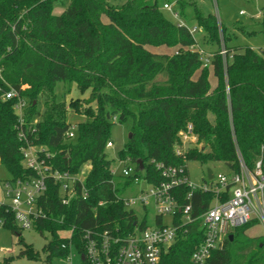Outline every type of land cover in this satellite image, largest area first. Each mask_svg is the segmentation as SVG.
<instances>
[{"label":"trees","instance_id":"trees-1","mask_svg":"<svg viewBox=\"0 0 264 264\" xmlns=\"http://www.w3.org/2000/svg\"><path fill=\"white\" fill-rule=\"evenodd\" d=\"M113 1L69 0L56 14L62 0H0L1 162L13 179L31 173L23 165L22 131L32 144L47 147L55 168L80 175L85 165L90 166L68 204L62 201L59 184L48 181L40 199L43 215L32 227L50 234L44 247L47 261L53 256L65 259L71 245L85 253L88 230L122 235L136 225L146 226L145 219L139 221L135 211L118 199L133 180L111 171L113 159L106 150L116 122L131 133L119 159L135 165L137 175L149 182L161 179L153 160L184 163L176 146L189 124L201 146L189 148L187 160L222 161L239 171V155L253 167L264 154V53L230 45L228 26L220 27L216 15L202 13L192 0ZM174 1L187 26L166 14L164 3ZM195 25L203 33V43L217 45L207 51L211 58L206 65L199 51L192 50L198 40L189 27ZM74 85L82 93L89 91V96L67 99ZM12 89L28 101L23 123L15 109L17 99L5 97ZM69 111L85 117L71 139L66 136L71 128ZM208 175L214 176L211 168ZM190 191L187 185L179 188L181 203ZM214 196L212 191L193 190V214H202ZM0 220L19 236L20 255L38 259L39 253L23 239L10 204L0 203ZM255 224L235 228L233 239L227 236L224 246L214 250L213 263L264 264V238L246 234ZM187 230L162 254L159 264H190L203 240L202 219L189 223ZM11 261L6 257L0 264Z\"/></svg>","mask_w":264,"mask_h":264},{"label":"built area","instance_id":"built-area-1","mask_svg":"<svg viewBox=\"0 0 264 264\" xmlns=\"http://www.w3.org/2000/svg\"><path fill=\"white\" fill-rule=\"evenodd\" d=\"M213 1L217 7V0ZM175 2H165L163 8L174 16L179 26H187V22L174 8ZM240 13L246 12L242 10ZM216 17L221 27L218 10ZM189 30L195 35L198 27L190 26ZM192 50L199 51L205 65L210 62L211 54L199 47L198 43ZM256 50L264 53V46ZM221 53L226 60L227 50L224 48ZM5 97L17 99L15 109L20 122L23 123L28 101L13 89L7 91ZM75 128L76 124L71 125L66 133L68 139L74 137ZM19 137L25 142L21 147L23 165L31 173L23 178L6 179L3 184L17 223L22 228H32L34 222L43 215L40 199L47 192L50 179L59 184L62 201L68 204L78 194L76 183L80 181L83 185L84 178L55 168L52 164V154L47 147L32 144L22 131ZM181 138L184 145L181 149H176V153L184 156V163L173 165L152 161L160 174L161 179L158 182H149L137 175L135 165L125 163L119 176L131 178L133 182L124 185V191L130 190L133 185H140V189L129 194H119L118 199L123 201L127 209L135 211L139 221L145 219L146 226L136 225L132 231L122 235L107 229L86 231L85 253L79 252L81 257L84 256L83 260L87 259L89 264H159L162 254L171 247L178 235L188 231L187 225L201 218L204 236L192 252L190 264H214V250L224 246L225 238L235 228L251 221L264 225V154H261L253 167H249L239 155V171L230 168L228 172L219 171L214 173L211 179L196 184L190 178L188 160L185 158L189 148L185 142L191 138L198 140L191 124L181 132ZM113 145V141L107 143V147ZM263 150L264 146L262 152ZM111 171L114 176H118L114 168ZM182 185L191 189L184 203H181L179 194ZM196 189L212 191L215 194L208 208L200 215L193 214V204L190 202L192 191ZM151 207L154 213L150 210ZM152 214L155 225H148L147 219ZM166 217H170L169 223L165 222ZM71 247L73 249L74 246ZM71 252L66 260L72 259Z\"/></svg>","mask_w":264,"mask_h":264},{"label":"rangeland","instance_id":"rangeland-1","mask_svg":"<svg viewBox=\"0 0 264 264\" xmlns=\"http://www.w3.org/2000/svg\"><path fill=\"white\" fill-rule=\"evenodd\" d=\"M62 1L64 2V4L58 2L54 9V12L56 14H60L69 3V0ZM125 1L126 0H116L113 1V3L122 4ZM192 1L200 9V11L206 15H216L218 10L221 22L228 26L230 45H239L241 48L250 47L253 49H259V47L264 46V0H217V7H215L213 0ZM242 10H244L246 13L241 14L240 11ZM188 11H191V8H188ZM166 14L176 21L174 16H172L170 13L166 12ZM257 14H259L260 16L257 17ZM104 19L107 20L106 17ZM202 35V31L196 33L199 47H201L206 52L211 49L217 48V45L210 47L208 44L203 43ZM221 47L223 49L225 48L223 39L221 42ZM150 49L159 52H172L171 49H168L166 47H152ZM212 83H214V85L216 83L214 78H212ZM87 96H89V91L82 93L79 88L74 85L71 93L68 94L67 99ZM84 120L85 117L82 115L76 114L72 111H69L67 113V122L71 125L77 124ZM181 132L180 142H178L176 149L184 145L181 138ZM128 134V129L125 124L116 122L112 127L111 139L114 145L112 147H107L106 152L108 157L110 159H113V168L117 175L121 174L125 166V162L119 159L118 152L124 146ZM185 144L188 145L189 148L201 146L199 140L194 138L188 139ZM178 156L183 157V160H185L183 155ZM209 168H211L214 173H217L219 171H229V166L222 161L203 164L197 160H188L190 178L192 182L196 184H200L204 180V178L209 179ZM89 170L90 166L85 165L83 167L82 173L80 174V177L84 178ZM11 177L12 176L10 172L0 160V203L10 204V198L5 192L3 182L6 179H10ZM139 189L140 185H133L130 190H122L121 194H129L131 191L136 192ZM150 210L154 213V209L152 207ZM147 222L148 225H155L154 214L148 217ZM165 222L169 223L170 217H166ZM21 233L25 242L29 245H32L35 251L39 253V258L29 259L25 256H21L20 252L23 248V245L19 243V236L16 233L12 232L10 228L5 227L0 220V262H3L6 257H12L11 264H82L81 255L74 247L71 252V260L53 256L51 261H47L46 259L48 252L44 250V247L50 239L49 232L41 234L40 231L36 228H22ZM67 234L68 233H62V235ZM246 234L251 237L264 238V225L261 222H258L247 229Z\"/></svg>","mask_w":264,"mask_h":264},{"label":"water","instance_id":"water-1","mask_svg":"<svg viewBox=\"0 0 264 264\" xmlns=\"http://www.w3.org/2000/svg\"><path fill=\"white\" fill-rule=\"evenodd\" d=\"M129 136H131V133L129 134ZM138 163L140 164V167H141V169H142V168H143L142 161H141V160H139V161H138ZM229 236H230V239H233V236H232V234H230ZM81 259L83 260V259H84V256H82V257H81Z\"/></svg>","mask_w":264,"mask_h":264}]
</instances>
